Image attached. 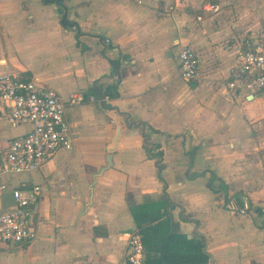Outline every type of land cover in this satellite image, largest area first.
Returning <instances> with one entry per match:
<instances>
[{
  "label": "crops",
  "instance_id": "obj_1",
  "mask_svg": "<svg viewBox=\"0 0 264 264\" xmlns=\"http://www.w3.org/2000/svg\"><path fill=\"white\" fill-rule=\"evenodd\" d=\"M261 35L264 0H0V72L53 89L72 140L3 176L0 212L40 189L35 238L0 243V264H122L133 229L146 264H264V93L226 84L235 45ZM29 128L0 112V139Z\"/></svg>",
  "mask_w": 264,
  "mask_h": 264
},
{
  "label": "built area",
  "instance_id": "obj_2",
  "mask_svg": "<svg viewBox=\"0 0 264 264\" xmlns=\"http://www.w3.org/2000/svg\"><path fill=\"white\" fill-rule=\"evenodd\" d=\"M234 51V62L228 67V88L237 93H264V35L237 43ZM178 59L183 79L190 82L200 80V62L193 47L183 45ZM86 100L99 101L94 95L76 92L70 94L68 103L77 105ZM64 106L65 102L53 89L14 72H0L2 116L12 125H30L29 130L21 135L0 139V194L8 186L3 180L6 173L36 170L58 149L72 148ZM39 189V185L27 190L12 189L14 205L8 211L0 212L1 244L12 246L35 238L32 216ZM250 206L249 201L243 199L238 210L246 214ZM257 210L264 215V207ZM122 264H146L143 237L137 229L126 233Z\"/></svg>",
  "mask_w": 264,
  "mask_h": 264
},
{
  "label": "water",
  "instance_id": "obj_3",
  "mask_svg": "<svg viewBox=\"0 0 264 264\" xmlns=\"http://www.w3.org/2000/svg\"><path fill=\"white\" fill-rule=\"evenodd\" d=\"M118 136V132L116 133V137ZM115 141H116V138L114 139ZM115 141H114V143H115ZM111 150H113V147L110 149V151ZM107 161H108V163H110L111 162V156H110V153L108 154V156H107ZM211 264H213V263H211Z\"/></svg>",
  "mask_w": 264,
  "mask_h": 264
},
{
  "label": "rangeland",
  "instance_id": "obj_4",
  "mask_svg": "<svg viewBox=\"0 0 264 264\" xmlns=\"http://www.w3.org/2000/svg\"><path fill=\"white\" fill-rule=\"evenodd\" d=\"M24 129V128H23ZM19 130H22V128H20Z\"/></svg>",
  "mask_w": 264,
  "mask_h": 264
}]
</instances>
